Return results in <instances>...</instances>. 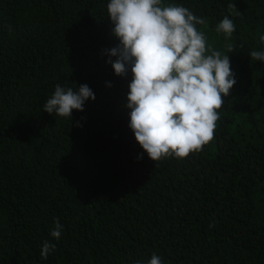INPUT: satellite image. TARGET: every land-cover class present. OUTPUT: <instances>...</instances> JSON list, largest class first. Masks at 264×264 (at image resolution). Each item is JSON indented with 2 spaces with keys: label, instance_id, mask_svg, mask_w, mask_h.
Masks as SVG:
<instances>
[{
  "label": "trees",
  "instance_id": "1",
  "mask_svg": "<svg viewBox=\"0 0 264 264\" xmlns=\"http://www.w3.org/2000/svg\"><path fill=\"white\" fill-rule=\"evenodd\" d=\"M107 3L0 0V264H264V62L248 55L264 47V0H162L205 18L222 55L234 46L236 84L211 142L157 161L128 127L131 74L101 54L118 43ZM57 84L95 94L72 125L43 111Z\"/></svg>",
  "mask_w": 264,
  "mask_h": 264
},
{
  "label": "clouds",
  "instance_id": "2",
  "mask_svg": "<svg viewBox=\"0 0 264 264\" xmlns=\"http://www.w3.org/2000/svg\"><path fill=\"white\" fill-rule=\"evenodd\" d=\"M228 8L234 11L236 6ZM106 10L111 35L118 43L101 54L108 57L105 62L115 75L131 74L125 107L130 110L128 127L136 142L153 161L170 155L184 158L202 150L213 140L218 110L236 84L228 56L234 46H226V55L213 49L196 27L206 24V19L181 5L164 6L162 0H108ZM234 30L227 16L216 26L227 37ZM259 40L264 44V35ZM248 55L264 62V47ZM94 99L87 84L74 88L57 84L43 111L70 117L72 125L73 110L82 112L85 101ZM76 126H81L78 121ZM53 224L50 235L59 240L63 226L57 218ZM54 250V244L44 241L41 258L47 259ZM147 264H162V259L153 253Z\"/></svg>",
  "mask_w": 264,
  "mask_h": 264
}]
</instances>
